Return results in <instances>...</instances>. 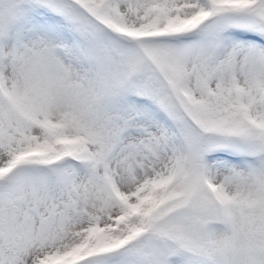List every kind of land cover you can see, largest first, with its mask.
<instances>
[{
	"label": "snow or ice",
	"instance_id": "snow-or-ice-1",
	"mask_svg": "<svg viewBox=\"0 0 264 264\" xmlns=\"http://www.w3.org/2000/svg\"><path fill=\"white\" fill-rule=\"evenodd\" d=\"M0 264H264V0H0Z\"/></svg>",
	"mask_w": 264,
	"mask_h": 264
}]
</instances>
